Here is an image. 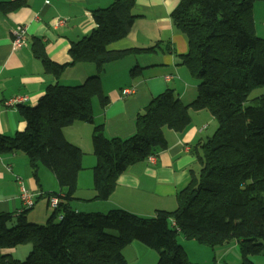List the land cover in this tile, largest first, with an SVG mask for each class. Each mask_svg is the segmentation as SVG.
<instances>
[{
  "label": "trees",
  "instance_id": "1",
  "mask_svg": "<svg viewBox=\"0 0 264 264\" xmlns=\"http://www.w3.org/2000/svg\"><path fill=\"white\" fill-rule=\"evenodd\" d=\"M257 3L264 0L180 1L171 19L187 39L188 52L181 59L198 83V96L185 105L173 90H166L137 115L136 132L126 139L107 137L104 126L95 122L93 100H99L102 110L109 104L100 76L78 86L58 80L77 64H92L100 73L129 55L157 52L159 45L109 49L130 33L137 19L136 0H115L94 10L96 27L71 45L69 64L51 61L45 43L34 39V57L56 83L36 106H18L26 129L14 136L0 134V155L25 154L34 174L41 165L55 175L63 194H53L59 206L46 225L28 222L26 212L17 220L12 214L0 215V264H128L123 250L134 242L156 251L157 264H189L179 235L213 249L237 242L241 264H255L252 257L262 253L264 240V95L247 103L252 93L264 89V38L256 34L253 14ZM26 5L27 0L0 3V10L9 13ZM192 111L209 112L218 129L196 153L200 170L191 172L177 194L175 211L143 218L124 210L84 213L72 207L84 152L66 139V127L75 122L94 125L95 199L107 201L130 166L168 147L165 128L177 133L188 129ZM23 245L31 246L25 261L4 253Z\"/></svg>",
  "mask_w": 264,
  "mask_h": 264
},
{
  "label": "crops",
  "instance_id": "2",
  "mask_svg": "<svg viewBox=\"0 0 264 264\" xmlns=\"http://www.w3.org/2000/svg\"><path fill=\"white\" fill-rule=\"evenodd\" d=\"M14 1L17 0H0V3ZM114 1L27 0V5L18 10L9 13L0 10L1 135L14 136L23 132L26 122L19 114L18 106H36L47 87L56 83L55 77L46 73L42 62L34 57V39L45 43L51 61L69 64L71 45L89 36L96 27L93 11L106 8ZM180 1L136 0L133 12L137 19L130 33L109 47L112 51H124L159 45L157 52L129 55L107 64L100 73L92 64H77L68 67L58 80L64 86H78L90 77H101L109 104L102 110L98 100L97 107L93 102V110L96 124L104 126L107 137L126 139L133 136L137 115L153 98L168 89L173 90L185 105L197 98L198 83L181 59L188 52V42L171 19ZM253 14L256 34L264 38V3L255 4ZM60 18L67 21L65 26H56ZM20 25L27 27L26 46L14 50L13 32ZM134 69H137V75L132 74ZM124 90L129 93L123 94ZM261 93L264 95V89ZM15 99H22L23 102L10 105L9 102ZM191 117V125L182 133L165 128L168 147L156 155L155 162L145 160L130 166L118 178L107 201L95 199L93 168L97 159L92 147L94 125L75 122L66 127L63 130L66 139L84 152L83 170L78 176L76 200L72 202V207L84 213L124 210L143 218H154L158 211H175L178 207L177 194L189 183L191 172L200 170L196 153L218 129L217 121L207 111H192ZM20 182L35 196L33 212L25 211L19 198ZM56 193L58 196L63 194L50 170L40 165L34 174L28 157L21 152L0 155V215L12 214L17 220L26 212L28 222L39 224L50 218L46 209L50 208V196ZM39 205H42V210L40 208L37 212ZM19 247L4 253L14 256ZM217 249H221L218 252L221 257L217 259V254L215 263L239 250V247L237 242H233Z\"/></svg>",
  "mask_w": 264,
  "mask_h": 264
},
{
  "label": "rangeland",
  "instance_id": "3",
  "mask_svg": "<svg viewBox=\"0 0 264 264\" xmlns=\"http://www.w3.org/2000/svg\"><path fill=\"white\" fill-rule=\"evenodd\" d=\"M262 89L255 91L250 96V102L247 103V106L252 105L251 100L257 96L262 94ZM94 106H98V99H95ZM59 199V198H58ZM38 205V204H37ZM36 205V206H37ZM42 206V205H41ZM40 205L37 207V212L42 207ZM49 208L46 211L48 212V217H51L53 210H56L57 208H53L50 204L49 200ZM29 212H33V210H30ZM48 220H43V222H40L37 225L43 226L46 225ZM15 224V222H13ZM179 244L183 247L184 252L186 253L189 264H241V256L239 254V250H235L234 252H231L228 256H226L223 260L219 261L218 263H215L216 255L218 254L219 250L221 249H213L206 245H201L195 241H189L185 239L182 235L178 236ZM263 244V251L260 255L252 257L255 264H264V240H262ZM231 245V244H230ZM19 252L14 255V258L19 261H25L27 257L29 256L31 252V246L30 245H23L22 247L18 248ZM26 250V251H24ZM238 252V253H237ZM123 255L127 261L128 264H157L159 261V256L156 251L146 247L145 245L134 242V245L128 246L123 250ZM221 254L217 255V259H220Z\"/></svg>",
  "mask_w": 264,
  "mask_h": 264
},
{
  "label": "built area",
  "instance_id": "4",
  "mask_svg": "<svg viewBox=\"0 0 264 264\" xmlns=\"http://www.w3.org/2000/svg\"><path fill=\"white\" fill-rule=\"evenodd\" d=\"M67 21L65 19H58L56 22V26H65ZM26 35H27V27L24 25H20L16 28V30L13 32V48L14 50L20 49L24 46H26ZM169 80L170 78H166ZM129 93L128 90H124L123 94ZM22 99H15L9 102L10 105H15L18 103H22ZM149 162H155L156 161V156H150L147 159ZM20 184V193H19V198L22 201V204L24 206L25 211L26 210H31L35 206V196L34 194L28 190L22 182ZM50 204L53 208H57L59 206V199L56 196L51 197L50 199Z\"/></svg>",
  "mask_w": 264,
  "mask_h": 264
}]
</instances>
